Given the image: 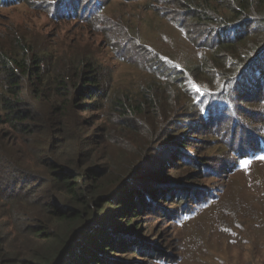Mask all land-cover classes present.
Segmentation results:
<instances>
[{
	"label": "trees",
	"instance_id": "16d2710c",
	"mask_svg": "<svg viewBox=\"0 0 264 264\" xmlns=\"http://www.w3.org/2000/svg\"><path fill=\"white\" fill-rule=\"evenodd\" d=\"M31 1L0 0V8ZM38 1L54 21L93 24L115 54L144 64L153 86L167 91L145 84L135 96L113 93L101 60L78 52L88 39L60 42L50 58L19 31L13 46L0 44V264L169 263L144 224L170 195L183 201L177 219L191 213L202 191L157 182L171 153L200 174L208 169L187 153L188 135L201 128L228 147L226 173L264 151V124L248 122L254 106L264 109V0H177L174 28L207 55L189 69L116 34L104 13L111 1L148 0Z\"/></svg>",
	"mask_w": 264,
	"mask_h": 264
},
{
	"label": "rangeland",
	"instance_id": "374dc122",
	"mask_svg": "<svg viewBox=\"0 0 264 264\" xmlns=\"http://www.w3.org/2000/svg\"><path fill=\"white\" fill-rule=\"evenodd\" d=\"M176 2L159 0L153 3L148 0L146 4H137L111 1L104 6V13L114 25L116 34L135 37L189 69L190 65L207 55L204 47L192 41L193 37L174 28V11L180 8ZM42 5L41 1L33 0L27 4L1 7L0 44L13 46L14 35L11 33L19 31L25 36L29 48L50 58L58 56L56 44L60 42L65 45L88 39L90 41L78 52L83 56L84 52H93L101 60L104 72L113 79V93L135 96L145 84L153 87L154 94L167 91L166 88L153 86L155 77L144 64L128 62L120 54H115L110 49V39L100 35L93 24L54 21ZM21 81L24 86L22 95L31 98L26 88L27 80L23 77ZM172 98L176 99L174 93ZM167 99L164 102L166 106ZM179 107L182 108L181 105ZM262 109L261 106H254L248 122L264 124V114H255ZM238 125L237 133L241 131L242 124ZM204 131L201 128L197 135H188L191 147L187 153L195 157L191 160L197 164L208 163V169L200 174L196 167L184 164L176 153H171L164 175L155 174L157 182L162 180L164 186L170 188L176 180L187 187L201 185L198 204L191 213H180L177 219L182 199H179L180 203L173 204L174 197L170 195L167 201H159L162 211L148 217V224H144L145 233L152 238L155 248L169 257L170 261L166 264H264V158H261L264 151L250 155L242 160L247 161L246 164L241 161L236 171L226 173L233 156L223 142ZM154 181L151 177L144 183ZM208 192L213 199L206 202L205 193ZM173 212H176L175 215ZM149 264L163 263L153 260Z\"/></svg>",
	"mask_w": 264,
	"mask_h": 264
},
{
	"label": "snow or ice",
	"instance_id": "6c2138e0",
	"mask_svg": "<svg viewBox=\"0 0 264 264\" xmlns=\"http://www.w3.org/2000/svg\"><path fill=\"white\" fill-rule=\"evenodd\" d=\"M194 87H195V85H194ZM261 158H264V157H261ZM241 163H242V164H246L247 161H242Z\"/></svg>",
	"mask_w": 264,
	"mask_h": 264
}]
</instances>
